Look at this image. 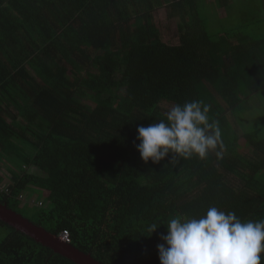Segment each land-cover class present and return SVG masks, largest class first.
Returning <instances> with one entry per match:
<instances>
[{
    "label": "trees",
    "instance_id": "trees-1",
    "mask_svg": "<svg viewBox=\"0 0 264 264\" xmlns=\"http://www.w3.org/2000/svg\"><path fill=\"white\" fill-rule=\"evenodd\" d=\"M218 1L224 9L233 0ZM196 7L0 0V163L12 172L0 203L55 236L66 230L69 244L103 264H159L156 246L176 215L215 206L264 219V39L210 36ZM157 9L181 19L177 43L156 26ZM193 100L218 121L223 155L144 163L137 127ZM33 190L41 206L19 199ZM153 223L161 226L145 237ZM0 225V264H76Z\"/></svg>",
    "mask_w": 264,
    "mask_h": 264
},
{
    "label": "clouds",
    "instance_id": "clouds-1",
    "mask_svg": "<svg viewBox=\"0 0 264 264\" xmlns=\"http://www.w3.org/2000/svg\"><path fill=\"white\" fill-rule=\"evenodd\" d=\"M209 112V105L193 100L173 105L166 120L137 127L135 148L140 159L157 164L169 157L175 167L181 159L204 160L210 152L221 157V129L218 121L210 122ZM159 226L151 224L145 237ZM160 239L163 242L156 246L159 264H262L264 260V219L245 222L215 206L198 218L173 216Z\"/></svg>",
    "mask_w": 264,
    "mask_h": 264
},
{
    "label": "rangeland",
    "instance_id": "rangeland-1",
    "mask_svg": "<svg viewBox=\"0 0 264 264\" xmlns=\"http://www.w3.org/2000/svg\"><path fill=\"white\" fill-rule=\"evenodd\" d=\"M261 0H233L228 6L221 8L218 0H195L196 10L199 18L205 26L208 34L213 36L221 30H235L250 36L251 39H264V14L260 11ZM167 12V11H166ZM227 13V16L223 13ZM156 26L170 37L173 43H177V25L180 19H173L166 15L164 10L154 12ZM135 26V23H132ZM259 103L258 101H256ZM260 104V103H259ZM258 107L257 109H260ZM256 109V110H257ZM242 148L247 149L245 142L240 141ZM9 163V162H7ZM7 163H0V172L8 170ZM14 167H19V162L13 163ZM35 174L44 175L38 169ZM31 199H42L43 195L38 190H33ZM25 197V196H24ZM7 229L0 225V240L7 235Z\"/></svg>",
    "mask_w": 264,
    "mask_h": 264
},
{
    "label": "water",
    "instance_id": "water-1",
    "mask_svg": "<svg viewBox=\"0 0 264 264\" xmlns=\"http://www.w3.org/2000/svg\"><path fill=\"white\" fill-rule=\"evenodd\" d=\"M0 221L15 228L17 231L25 233L41 245L50 248L76 264H103L93 258L90 253H85L67 241L48 232L42 226L34 224L32 221L0 203Z\"/></svg>",
    "mask_w": 264,
    "mask_h": 264
},
{
    "label": "built area",
    "instance_id": "built-area-1",
    "mask_svg": "<svg viewBox=\"0 0 264 264\" xmlns=\"http://www.w3.org/2000/svg\"><path fill=\"white\" fill-rule=\"evenodd\" d=\"M0 175L2 176V179L0 180V190H2V191H8V183H9V180L11 181V179H12V175H11V173H10V171L8 170H3V172H0ZM24 194H20L19 195V199H26V201L27 202H30V203H35V204H37V205H39V206H41L42 205V202L41 201H36V199L34 198V200L33 199H31V195H29V196H25ZM59 237L61 238V239H63V240H65V241H68V239H69V233L66 231V230H63L61 233H60V235H59Z\"/></svg>",
    "mask_w": 264,
    "mask_h": 264
},
{
    "label": "crops",
    "instance_id": "crops-1",
    "mask_svg": "<svg viewBox=\"0 0 264 264\" xmlns=\"http://www.w3.org/2000/svg\"><path fill=\"white\" fill-rule=\"evenodd\" d=\"M261 3L259 4V7H260V11H262V13L264 14V0H261L260 1ZM223 15H225V16H227V13L225 12V13H223ZM173 19H180V18H178V17H172ZM180 21H181V19H180ZM179 21V22H180ZM9 169V168H8ZM8 171V170H7ZM10 171V170H9ZM11 173V175H12V172H10ZM10 181V180H9Z\"/></svg>",
    "mask_w": 264,
    "mask_h": 264
}]
</instances>
